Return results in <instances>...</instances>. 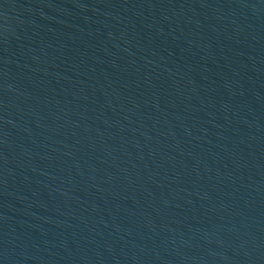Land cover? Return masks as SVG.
<instances>
[{
	"label": "water",
	"instance_id": "obj_1",
	"mask_svg": "<svg viewBox=\"0 0 264 264\" xmlns=\"http://www.w3.org/2000/svg\"><path fill=\"white\" fill-rule=\"evenodd\" d=\"M0 264H264V0H0Z\"/></svg>",
	"mask_w": 264,
	"mask_h": 264
}]
</instances>
